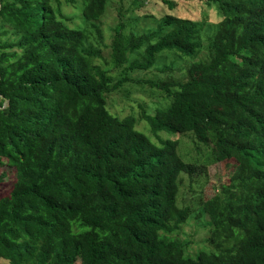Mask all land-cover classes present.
Listing matches in <instances>:
<instances>
[{
	"label": "trees",
	"instance_id": "trees-1",
	"mask_svg": "<svg viewBox=\"0 0 264 264\" xmlns=\"http://www.w3.org/2000/svg\"><path fill=\"white\" fill-rule=\"evenodd\" d=\"M187 1L215 6L220 21L175 16L166 1L170 11L140 32L120 22L114 79L98 64L109 0H0V167L14 171L0 198V260L264 264V0ZM153 69L160 75L133 82L167 104L142 118L156 137L185 142L157 146L135 117L106 109L133 72ZM178 143L202 164H234L228 185L196 209L177 206L179 177L202 166L185 162ZM200 218L205 249L190 254L178 235Z\"/></svg>",
	"mask_w": 264,
	"mask_h": 264
},
{
	"label": "rangeland",
	"instance_id": "rangeland-1",
	"mask_svg": "<svg viewBox=\"0 0 264 264\" xmlns=\"http://www.w3.org/2000/svg\"><path fill=\"white\" fill-rule=\"evenodd\" d=\"M133 0H109L108 9L105 15L97 22V25L102 30L103 47H102V60L98 61L105 70H109V74L117 79L121 68H115L111 62V42L113 36V29L120 23L124 25V33H128L132 28L134 31L140 32V28H144V21H151L150 17L161 18L165 13L170 11L166 1H172L174 3L173 13L175 16L186 17L191 20L199 21L204 16L207 17L211 23H217L220 21L221 16L217 8L213 5H207L203 1L191 2L187 0H140L141 6L137 7L133 5ZM79 7V5H78ZM77 7V8H78ZM65 13L72 16V13L77 15V11L71 7L64 9ZM76 22V21H74ZM69 23H72L71 21ZM83 20L80 18V24ZM138 25V26H136ZM72 27V26H71ZM182 62L189 64L191 61L188 57H181ZM167 63L172 66L176 65V60L170 59ZM182 65L177 69H184ZM160 75L155 69L147 72H133L130 77V81L124 84L118 91H115L107 96L106 109L111 115H116L119 118H125L133 116L137 120L136 129L142 132L152 143L157 146H161V141H187V137L170 133L167 131H161L156 137L151 133L149 124H145L143 113L146 115H153L154 110L159 105L165 107L167 104L166 99H162L161 92L151 88L148 84L142 82H133L141 78L150 79L153 75ZM174 75V74H173ZM174 79H182V75L178 70L175 73ZM165 98V97H164ZM183 136V137H182ZM193 147L194 143L191 142L188 145ZM188 147V148H189ZM211 147H203L201 150L209 152ZM178 154L181 158L190 164H200L199 170L192 176L188 174H181L178 180V195L177 206L185 207L189 206L191 209L199 208L204 202L213 198L221 190V187L228 185L229 178L233 173V162H223L219 164L206 163L198 161L197 156L189 155L188 150L185 152L183 145L178 143ZM204 157V155H203ZM4 173L3 182L0 184V198L8 196L13 180L14 171L9 167H0V175ZM198 213V211L196 212ZM195 213V216H196ZM194 218V217H192ZM207 221V218H205ZM204 220L200 218L199 221L189 220L187 224L182 227V234L178 237L185 241H191L190 254L195 253L199 248L205 249L203 243L205 237L208 235L207 227L203 226ZM202 225H200V224ZM171 238H177L171 237ZM0 264H9L5 260H0Z\"/></svg>",
	"mask_w": 264,
	"mask_h": 264
},
{
	"label": "water",
	"instance_id": "water-1",
	"mask_svg": "<svg viewBox=\"0 0 264 264\" xmlns=\"http://www.w3.org/2000/svg\"><path fill=\"white\" fill-rule=\"evenodd\" d=\"M7 105V101H4L3 103V107H5Z\"/></svg>",
	"mask_w": 264,
	"mask_h": 264
}]
</instances>
